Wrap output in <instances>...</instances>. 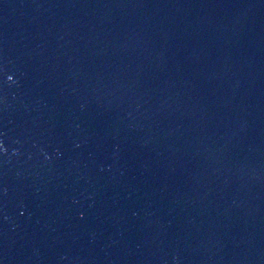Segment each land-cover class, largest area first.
<instances>
[{"label":"water","instance_id":"obj_1","mask_svg":"<svg viewBox=\"0 0 264 264\" xmlns=\"http://www.w3.org/2000/svg\"><path fill=\"white\" fill-rule=\"evenodd\" d=\"M0 264H264V0H0Z\"/></svg>","mask_w":264,"mask_h":264}]
</instances>
